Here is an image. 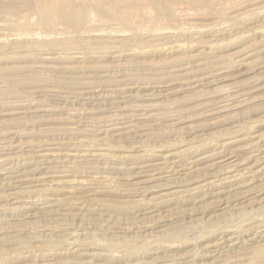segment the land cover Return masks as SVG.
<instances>
[{
    "label": "rangeland",
    "instance_id": "obj_1",
    "mask_svg": "<svg viewBox=\"0 0 264 264\" xmlns=\"http://www.w3.org/2000/svg\"><path fill=\"white\" fill-rule=\"evenodd\" d=\"M151 1L0 0V264H264V0Z\"/></svg>",
    "mask_w": 264,
    "mask_h": 264
},
{
    "label": "bare ground",
    "instance_id": "obj_2",
    "mask_svg": "<svg viewBox=\"0 0 264 264\" xmlns=\"http://www.w3.org/2000/svg\"><path fill=\"white\" fill-rule=\"evenodd\" d=\"M18 1V0H17ZM34 1V0H33ZM126 1H128V0H97V3H98V5L100 6V5H104V4H106L105 2H110L111 4H115V5H119V3H122V2H126ZM192 1H194V2H198V0H192ZM21 2V1H20ZM44 2L46 3V6L48 7V8H50L53 12H57L58 11V8H57V2H56V0H44ZM152 3L154 2L155 4H157V8H160V7H162V4L163 3H161V2H165L164 0H152L151 1ZM16 3V2H15ZM32 3V2H31ZM44 3V4H45ZM35 7V6H34ZM42 7V6H41ZM110 7V6H109ZM113 7V6H112ZM115 7V6H114ZM167 7V6H166ZM37 8V7H36ZM39 8V7H38ZM103 8H104V6H103ZM111 8V7H110ZM156 8V7H155ZM97 9H98V7H97ZM108 9V8H107ZM93 10V9H92ZM70 11H72V12H74V10L71 8V6L70 5H67V7L65 8V11H58V12H70ZM91 11V10H90ZM94 11H95V9H94ZM99 11V10H98ZM121 11H122V9H121ZM157 11V10H156ZM162 11V10H161ZM39 12V11H38ZM34 13H35V11H34ZM46 13V12H45ZM61 13V14H62ZM101 13H102V11H101ZM104 13V14H103ZM102 14L103 15H105V12H103ZM122 13V12H121ZM126 13V12H125ZM123 14L122 15V17L124 16V15H126V14H128V12L126 13V14ZM60 14V13H59ZM51 15V14H50ZM57 15V14H56ZM53 16V15H52ZM79 16V15H78ZM40 18V17H39ZM104 18V17H103ZM105 19V18H104ZM124 19V18H123ZM80 21V20H79ZM105 21V20H104ZM76 22V21H75ZM59 34V33H58ZM42 37V36H41ZM212 59V58H211ZM214 60H206V62H202V63H204V66H206L207 68H213V66H215L214 65V62H213ZM241 63V62H240ZM179 64V63H178ZM218 64V63H217ZM180 65H182V64H180ZM199 65V64H198ZM243 65V64H242ZM175 66V65H174ZM173 66V67H174ZM183 66V65H182ZM201 66V65H200ZM203 66V65H202ZM201 66V67H202ZM177 67V66H176ZM184 67H185V65H184ZM184 67H180L179 69H177L176 70V68H174L175 70H172V68H171V70H167L166 72H167V74L165 75V78L163 77L162 79H160V80H164V79H166L167 78V80H175L176 82L177 81H179V79H181V78H184L183 76H186V75H191L189 72H187L188 70H190V68L187 70V67L186 68H184ZM196 67H197V65H196ZM201 67H199V68H201ZM178 68V67H177ZM227 68V67H226ZM202 69H204V67L202 68ZM213 69H215V67L213 68ZM199 70V69H198ZM203 71V70H202ZM205 71V70H204ZM210 71H212V70H210ZM215 71V70H214ZM201 72V71H200ZM194 73V72H193ZM196 73H198V72H196ZM164 74V73H163ZM161 75H162V73H161ZM168 75V76H167ZM201 75H203V74H201ZM163 76V75H162ZM188 76L187 77H185V78H188ZM197 76V75H196ZM129 77V76H128ZM161 76H159V78H160ZM190 77H192V76H190ZM195 77V76H194ZM193 77V78H194ZM202 77V76H201ZM75 78V77H74ZM127 78V77H126ZM155 78L157 79V76L155 75ZM184 78V79H185ZM60 79V78H59ZM64 79V78H63ZM149 78L147 77V80H148ZM212 79V78H211ZM67 80V79H66ZM69 81H70V79H68ZM67 80V81H68ZM78 80H80V79H78ZM92 80V79H91ZM105 80H107V79H105ZM111 80V79H110ZM132 80V79H131ZM143 80V79H142ZM150 80H151V77H150ZM186 80V79H185ZM184 80V81H185ZM192 80V82H193V80H197V78H195V79H191L190 78V81ZM199 80V79H198ZM201 80V79H200ZM200 80H199V83H200ZM60 81V80H59ZM109 81V80H108ZM108 81H107V83H108ZM121 81V80H120ZM134 81V80H133ZM132 81V82H133ZM138 81V80H137ZM146 81V80H145ZM175 81H174V83H175ZM190 81H189V84H191L190 83ZM64 82V81H63ZM110 83H117L116 81H113L112 82V80L111 81H109ZM122 82H124V83H126V81H122ZM128 82H129V79H128ZM139 82H142V81H139ZM144 82V81H143ZM147 82V81H146ZM150 81L148 80V83H149ZM155 82V81H154ZM159 82V81H158ZM181 82V81H180ZM80 83V82H79ZM106 83V84H107ZM135 83V82H134ZM145 83V82H144ZM151 83V82H150ZM153 83V82H152ZM163 83V82H162ZM170 83V82H169ZM172 83V82H171ZM179 83V82H178ZM177 83V84H178ZM182 83H183V80H182ZM187 83V82H186ZM197 83V82H196ZM212 83V82H211ZM104 84H105V82H104ZM120 84H121V82H120ZM119 84V85H120ZM132 84V83H131ZM138 84H140V83H138ZM142 84V83H141ZM147 84V83H146ZM158 84V83H157ZM159 84H161L160 82H159ZM166 84V83H165ZM168 84V83H167ZM188 84V83H187ZM186 84V85H187ZM57 85H60V83L59 84H57ZM63 85H65V83L63 84ZM80 85H81V83H80ZM126 85V84H125ZM125 85H122V86H125ZM134 85V84H133ZM136 85H137V83H136ZM135 85V86H136ZM144 85V87H147V86H145V84H143ZM196 85V84H195ZM68 86V85H67ZM75 86V85H74ZM104 86V85H103ZM105 86H107V85H105ZM110 86V85H109ZM139 86V85H138ZM138 86H137V89H138ZM141 86V85H140ZM161 86V85H160ZM164 86V85H163ZM182 86V85H181ZM189 86V85H188ZM51 87V86H50ZM62 87H64V86H62ZM85 87V86H84ZM120 87V86H119ZM127 87H129V85L127 86ZM170 87H172V86H170ZM194 87V86H193ZM58 88V87H57ZM65 88V87H64ZM71 88V87H70ZM123 88V87H122ZM136 88V87H135ZM80 89V88H79ZM88 89V88H87ZM110 89V88H109ZM118 89H120V88H118ZM140 89V88H139ZM144 89H146V88H144ZM148 89V88H147ZM169 89H171V88H169ZM179 89V88H178ZM63 90V89H62ZM69 90V89H68ZM117 90V89H116ZM130 90V89H129ZM129 90H128V93L124 90V89H122L121 91H117L118 93L120 92L121 93V96L122 95H124V97H129V98H131L132 96H133V94H134V92H133V94L131 95V93H132V91H131V93H129ZM136 90V89H135ZM166 90V89H165ZM173 90V89H172ZM138 91V90H137ZM142 91H144L143 89H142ZM146 91L147 90H145V92L144 93H146ZM168 91H170V90H168ZM107 92V91H106ZM109 92V91H108ZM116 92V93H117ZM149 92V91H148ZM167 92V91H166ZM172 92V91H171ZM51 93V92H50ZM53 93H54V91H53ZM137 93H139V92H137ZM137 93H135V94H137ZM55 94V93H54ZM53 94V95H54ZM108 94H110V93H107L106 95L108 96ZM142 94V93H141ZM149 93H147V95H148ZM163 94V93H162ZM241 94V93H240ZM71 95V94H70ZM86 95V94H85ZM110 95H112L113 96V94H110ZM110 95H109V97H110ZM115 95V94H114ZM144 95V94H143ZM146 95V94H145ZM144 95V96H145ZM150 95V94H149ZM148 95V96H149ZM243 95H245V93L243 94ZM116 96V95H115ZM118 96V95H117ZM141 96V95H140ZM140 96H139V98H140ZM152 96V95H151ZM53 97V96H52ZM55 97V96H54ZM66 97V96H65ZM92 97V96H91ZM94 97V96H93ZM136 97H138V96H136ZM243 97V96H242ZM119 98V97H118ZM128 98V99H129ZM143 98H145V97H143ZM59 99H61V98H59ZM105 99V98H104ZM120 99H121V97H120ZM124 99H126V98H124ZM123 99V100H124ZM132 99V98H131ZM133 99H137V98H133ZM150 99V98H149ZM172 99V98H171ZM243 99V98H242ZM208 100V99H207ZM245 101V100H244ZM243 102V101H242ZM133 104V103H132ZM237 104V103H236ZM225 108V107H224ZM209 109V108H208ZM218 110V109H217ZM215 111V110H214ZM130 112V111H129ZM211 112V111H210ZM134 113V112H133ZM212 113H213V111H212ZM109 115V114H108ZM107 115V116H108ZM111 115V114H110ZM124 115H127V114H124ZM245 115V114H244ZM105 116V115H104ZM128 116V115H127ZM102 117V116H101ZM123 117V116H122ZM100 118V117H99ZM116 118H117V116H116ZM133 118V117H132ZM103 119L105 120V122H109V124H110V121H109V119L108 118H105V117H103ZM108 119V120H107ZM231 119V118H230ZM119 120V119H118ZM128 120H129V117H128ZM112 121V120H111ZM130 121V120H129ZM129 121H128V123H129ZM116 123H117V121H115ZM120 122H124V121H122V119H121V121ZM106 123V124H107ZM127 123V122H126ZM133 123V122H132ZM108 124V125H109ZM111 124H113V123H111ZM118 124V123H117ZM122 124V123H121ZM91 125V124H90ZM100 125V124H99ZM88 126V125H87ZM115 126H117V125H115ZM123 126H124V124H123ZM97 127V126H96ZM99 127V126H98ZM109 128H111V127H109ZM115 128V127H114ZM171 129V128H170ZM124 130H126V129H124ZM236 130V129H235ZM93 131V130H92ZM91 131V132H92ZM109 131H110V129H109ZM88 132V131H87ZM113 132V131H112ZM117 132H118V130H117ZM86 133V132H85ZM88 133H90V132H88ZM111 133V132H110ZM114 133H115V131H114ZM123 134V133H122ZM125 137V136H124ZM56 143V142H55ZM53 144V143H52ZM2 146V145H1ZM30 149V148H29ZM41 153V152H40ZM35 155V154H34ZM47 164H48V162H47ZM158 167V166H157ZM155 168V167H154ZM147 170H149V168L147 169ZM156 170V169H155ZM159 170V169H158ZM146 171V168H145V170H144V172ZM151 172V171H150ZM156 172V171H155ZM154 173V172H153ZM160 174V173H159ZM156 175V174H155Z\"/></svg>",
    "mask_w": 264,
    "mask_h": 264
}]
</instances>
